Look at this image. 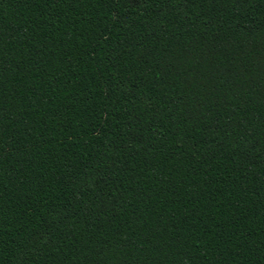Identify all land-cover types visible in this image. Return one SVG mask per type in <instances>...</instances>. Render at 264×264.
<instances>
[{
	"label": "trees",
	"instance_id": "obj_1",
	"mask_svg": "<svg viewBox=\"0 0 264 264\" xmlns=\"http://www.w3.org/2000/svg\"><path fill=\"white\" fill-rule=\"evenodd\" d=\"M0 264H264V0H0Z\"/></svg>",
	"mask_w": 264,
	"mask_h": 264
}]
</instances>
